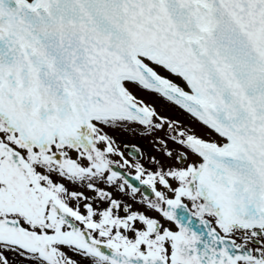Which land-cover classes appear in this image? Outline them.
Segmentation results:
<instances>
[{
    "label": "snow or ice",
    "instance_id": "6c2138e0",
    "mask_svg": "<svg viewBox=\"0 0 264 264\" xmlns=\"http://www.w3.org/2000/svg\"><path fill=\"white\" fill-rule=\"evenodd\" d=\"M20 261L264 264V0H0V264Z\"/></svg>",
    "mask_w": 264,
    "mask_h": 264
},
{
    "label": "rangeland",
    "instance_id": "374dc122",
    "mask_svg": "<svg viewBox=\"0 0 264 264\" xmlns=\"http://www.w3.org/2000/svg\"><path fill=\"white\" fill-rule=\"evenodd\" d=\"M137 94L146 102L151 103L161 115L182 121L185 125L192 128L198 135L205 138H215V134L200 125L190 114L186 113L178 106L165 100L164 98L146 90H138ZM132 138V135L130 136ZM146 150L151 151L148 140L144 139Z\"/></svg>",
    "mask_w": 264,
    "mask_h": 264
},
{
    "label": "flooded vegetation",
    "instance_id": "af4514ba",
    "mask_svg": "<svg viewBox=\"0 0 264 264\" xmlns=\"http://www.w3.org/2000/svg\"><path fill=\"white\" fill-rule=\"evenodd\" d=\"M115 135L117 136L118 141H120L122 143H134V144H137L145 152H148L146 150V144L144 142V139H141V138L136 137V136H132V138H130L131 135L126 133V132H117V133H115ZM19 264H26V262L20 261Z\"/></svg>",
    "mask_w": 264,
    "mask_h": 264
}]
</instances>
